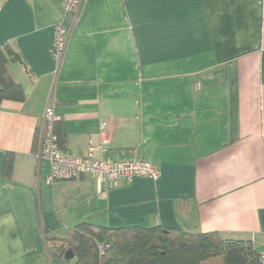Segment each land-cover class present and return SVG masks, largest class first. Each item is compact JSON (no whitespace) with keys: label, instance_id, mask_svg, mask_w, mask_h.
<instances>
[{"label":"crops","instance_id":"obj_1","mask_svg":"<svg viewBox=\"0 0 264 264\" xmlns=\"http://www.w3.org/2000/svg\"><path fill=\"white\" fill-rule=\"evenodd\" d=\"M5 45L25 100L0 102V264H49L45 239L81 223L216 232L264 253V0H84L76 16L62 0H0ZM47 107L62 151L143 159L159 179L47 184Z\"/></svg>","mask_w":264,"mask_h":264},{"label":"trees","instance_id":"obj_2","mask_svg":"<svg viewBox=\"0 0 264 264\" xmlns=\"http://www.w3.org/2000/svg\"><path fill=\"white\" fill-rule=\"evenodd\" d=\"M9 62L23 64L18 52L5 45L0 49V102H23L25 93L12 78ZM54 133L61 149L65 138L55 128ZM11 168L12 156L7 155L3 173L9 176ZM45 246L49 264H260L250 241L161 226L111 229L81 223L69 228L64 237L45 239Z\"/></svg>","mask_w":264,"mask_h":264},{"label":"built area","instance_id":"obj_3","mask_svg":"<svg viewBox=\"0 0 264 264\" xmlns=\"http://www.w3.org/2000/svg\"><path fill=\"white\" fill-rule=\"evenodd\" d=\"M84 0H62L64 14L76 16ZM68 32L62 22L54 26L51 56L57 66H60L67 48ZM44 131L39 145V156L49 162V173L46 177L47 184L59 181H69L80 176H90L101 183L121 182L130 183L134 178L142 177L156 182L159 171L146 160L128 158L125 160L111 161L93 154L94 146L88 147V153L76 157L62 151L58 146V138L54 133V124L60 121L52 107H47L43 114ZM260 264H264V253L259 254Z\"/></svg>","mask_w":264,"mask_h":264}]
</instances>
